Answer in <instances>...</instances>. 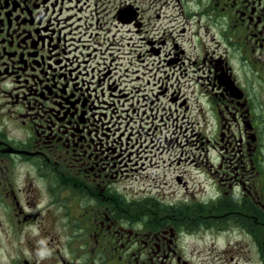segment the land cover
<instances>
[{"label":"flooded vegetation","instance_id":"af4514ba","mask_svg":"<svg viewBox=\"0 0 264 264\" xmlns=\"http://www.w3.org/2000/svg\"><path fill=\"white\" fill-rule=\"evenodd\" d=\"M136 1L0 0V264H193L187 239L217 240L231 222L264 239V0H170L198 18L188 35L168 23L148 33ZM209 28L222 51L205 46ZM185 60L221 151L172 158L162 123L147 174L136 118L188 109L173 85ZM192 165L214 195L187 193ZM150 175L168 191L130 194Z\"/></svg>","mask_w":264,"mask_h":264},{"label":"rangeland","instance_id":"374dc122","mask_svg":"<svg viewBox=\"0 0 264 264\" xmlns=\"http://www.w3.org/2000/svg\"><path fill=\"white\" fill-rule=\"evenodd\" d=\"M163 2V3H162ZM161 3L155 4L154 0H138L136 4L141 6L145 11L141 12V18L143 22L147 24V31L151 33L156 24L168 23L174 29H186V34H189V27L193 24L189 17V10L185 9L186 12L183 18V13L179 11L174 2L170 0H162ZM159 16L156 19V16ZM193 21H197V17ZM202 20L201 22H203ZM183 22V23H182ZM209 28L206 33L201 32L202 40L207 48L212 50L216 48V51H222L223 46L219 45L218 35L216 29ZM131 40V52L134 43L137 40V34H130ZM134 55V54H133ZM185 59V58H184ZM151 60V59H150ZM132 62V60H131ZM134 64H132L133 67ZM145 72L152 71V66L147 60L145 64ZM156 65V64H155ZM185 66V68H184ZM185 73L183 76L178 77V83L174 82V86L179 84L181 87L180 96L186 100L188 109L186 111L179 109L177 112L167 114L166 110L163 109H150L148 106L145 108L144 114L140 110L139 116L136 118L139 124L144 128L143 137L141 140L143 148L140 149V164H144L145 173L155 174V166L158 162V147L159 142L157 141V133L159 129L155 127L162 123L170 131L172 146L170 151L172 152V158L179 157L180 151L187 152L191 159L194 160L193 164H199L198 158H203L202 153L208 151L210 159L215 157V154L221 151V143L217 142L218 139V123H216L215 112L211 107H208L205 98L198 95L195 88L189 87V78L197 76L193 73L196 68H191L188 62L185 60ZM187 69V70H186ZM131 70V68H130ZM176 76H178V69L175 68ZM148 74V73H147ZM193 91V93H192ZM163 117V121L160 123V116ZM169 116V117H168ZM192 135H194L192 137ZM206 140H209V142ZM187 141V143H186ZM155 145V146H154ZM201 168H195L188 166L186 168L185 177L186 188L188 194H193L194 199H205L208 196L215 194V189L209 187L208 182L205 180V175L201 173ZM184 168H172L161 169L158 173H162L165 176H170L176 172L183 171ZM190 177L193 178L191 181ZM160 181L156 177L151 176L146 181L132 182L129 188H133L135 192L130 194H139L140 192L147 191L152 195L154 191H168V188L160 186ZM212 181L210 182L211 185ZM157 187L158 189L154 188ZM145 188V190H142ZM173 188V186H170ZM169 188V189H170ZM170 193H183L182 188L179 186ZM189 199V197L187 198ZM243 222L246 223L250 220L249 217H243ZM241 226V227H239ZM227 223L225 228L218 234L217 240H212L211 236L199 235L198 233L192 234L191 239H187L186 252L188 257L191 259L193 264H264V239L256 238L252 240L246 235L239 224ZM198 231V230H197Z\"/></svg>","mask_w":264,"mask_h":264},{"label":"clouds","instance_id":"9594fccd","mask_svg":"<svg viewBox=\"0 0 264 264\" xmlns=\"http://www.w3.org/2000/svg\"><path fill=\"white\" fill-rule=\"evenodd\" d=\"M39 255H40L41 257H43L45 254H44L43 252H41V253H39Z\"/></svg>","mask_w":264,"mask_h":264}]
</instances>
